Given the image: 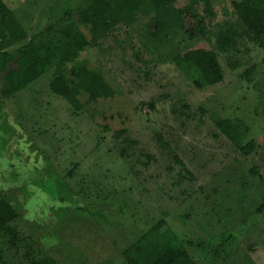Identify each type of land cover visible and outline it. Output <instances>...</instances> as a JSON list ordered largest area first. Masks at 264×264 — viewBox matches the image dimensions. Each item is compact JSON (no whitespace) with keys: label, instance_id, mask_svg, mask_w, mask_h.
Here are the masks:
<instances>
[{"label":"rangeland","instance_id":"rangeland-1","mask_svg":"<svg viewBox=\"0 0 264 264\" xmlns=\"http://www.w3.org/2000/svg\"><path fill=\"white\" fill-rule=\"evenodd\" d=\"M4 1L30 36L77 3ZM211 2L216 17L205 34H182L160 51L146 37L150 17L103 30L80 60L103 72L113 98L90 102L83 94L74 112L50 92L52 72L11 98L0 95V191L19 214L13 227L22 243L3 252L7 264L39 256L123 264L124 249L162 216L196 264H264V50L245 34L233 0ZM194 14L205 16L204 6L185 15L197 32ZM228 27L239 36L235 49L220 53L224 81L197 87L200 74H183L172 58L216 48ZM218 119L248 125L244 144L254 151L243 155Z\"/></svg>","mask_w":264,"mask_h":264},{"label":"trees","instance_id":"trees-1","mask_svg":"<svg viewBox=\"0 0 264 264\" xmlns=\"http://www.w3.org/2000/svg\"><path fill=\"white\" fill-rule=\"evenodd\" d=\"M179 1L77 0L76 4L67 6L61 15L51 17L42 29L30 36L6 2L0 0V95L11 98L52 72L50 92L66 100L74 112L83 109L80 99L83 94L90 102L113 98L116 94L114 87L100 69L82 62L81 54L106 36L103 30H111L120 24L133 25L138 22L139 15L150 17L146 37L156 51L173 44L182 34L190 39L205 34L206 21L211 22L216 17L211 0H188L186 7H178ZM199 4L204 6L205 16L193 15L198 28L195 32L186 27L185 15ZM232 4L245 34L264 50V0H233ZM83 28L90 32V37ZM238 36L228 27L218 34L216 48H190L177 53L172 61L187 76L200 74L201 80L195 82L197 87L204 84L214 86L225 78L220 53L235 49ZM254 69L246 72L248 80H251ZM216 128L243 155H250L256 148L253 142L244 144L250 129L241 121L218 119ZM74 169L68 174L72 175ZM253 170L254 174H260L257 167ZM259 176L261 179L264 177ZM47 192L55 196L53 191L47 189ZM261 211H264V194L258 212ZM18 218L19 214L8 196L0 191V264H7L3 254L6 249L18 250L22 245L18 231L13 227ZM231 238L233 236L224 242ZM123 256V264H196L189 246L168 227L166 216L143 231L124 249ZM53 263L51 257L39 256L31 264Z\"/></svg>","mask_w":264,"mask_h":264}]
</instances>
